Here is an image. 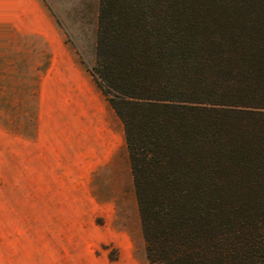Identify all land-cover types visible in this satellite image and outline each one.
Returning <instances> with one entry per match:
<instances>
[{
    "label": "trees",
    "instance_id": "1",
    "mask_svg": "<svg viewBox=\"0 0 264 264\" xmlns=\"http://www.w3.org/2000/svg\"><path fill=\"white\" fill-rule=\"evenodd\" d=\"M147 264H264V0H98Z\"/></svg>",
    "mask_w": 264,
    "mask_h": 264
},
{
    "label": "rangeland",
    "instance_id": "2",
    "mask_svg": "<svg viewBox=\"0 0 264 264\" xmlns=\"http://www.w3.org/2000/svg\"><path fill=\"white\" fill-rule=\"evenodd\" d=\"M97 6L98 0H0V154L11 133L8 122L26 120L27 110L31 120L36 75L50 59L38 33L48 31L50 20L57 33L53 61L69 79L62 77L53 87L43 84L44 91L55 93L50 103L43 99L44 113L53 106L62 161L55 177L45 171L42 178H29V186L56 187L57 199L92 203L91 264H147L122 127L88 73ZM65 61H76L81 70L73 71ZM4 181L0 178V186ZM7 181L19 200L23 179Z\"/></svg>",
    "mask_w": 264,
    "mask_h": 264
},
{
    "label": "crops",
    "instance_id": "3",
    "mask_svg": "<svg viewBox=\"0 0 264 264\" xmlns=\"http://www.w3.org/2000/svg\"><path fill=\"white\" fill-rule=\"evenodd\" d=\"M47 23L48 31L38 34L46 41L42 51L46 49L50 59L36 75L31 120L27 110L26 120L8 122L6 130L11 133L6 134L0 154V178L5 179L0 186V264H86L87 256L91 264L92 203L57 199L59 188L30 187L28 181L44 177L45 171L55 177L63 153L53 106L49 104L44 113L43 99L50 103L55 93L53 88L44 91L43 84L47 81L53 87V82L68 77L61 73V64L53 61L57 48L52 41L57 33L54 24ZM65 66L81 70L76 61H65ZM13 177L23 179L19 200L13 199V187L7 181Z\"/></svg>",
    "mask_w": 264,
    "mask_h": 264
}]
</instances>
